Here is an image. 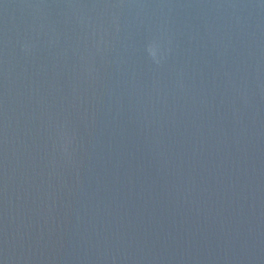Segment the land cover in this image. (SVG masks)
<instances>
[{
    "label": "water",
    "instance_id": "obj_1",
    "mask_svg": "<svg viewBox=\"0 0 264 264\" xmlns=\"http://www.w3.org/2000/svg\"><path fill=\"white\" fill-rule=\"evenodd\" d=\"M0 264H264V0H0Z\"/></svg>",
    "mask_w": 264,
    "mask_h": 264
}]
</instances>
